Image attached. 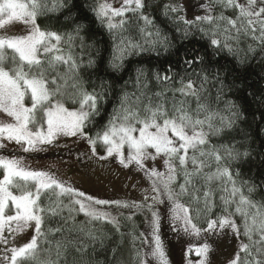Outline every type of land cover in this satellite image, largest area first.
Listing matches in <instances>:
<instances>
[{"label": "snow or ice", "instance_id": "obj_1", "mask_svg": "<svg viewBox=\"0 0 264 264\" xmlns=\"http://www.w3.org/2000/svg\"><path fill=\"white\" fill-rule=\"evenodd\" d=\"M80 7L78 0H0V150L7 151L9 144H15L21 152H38L56 144L61 137L85 139L92 155L99 160L115 156L124 167L134 164L149 180V189L145 191L152 194L145 195V202L140 204L97 199L48 171L31 169L23 156L0 153V246H3L0 264H60L61 259L67 264L64 253L69 245L82 255L88 245L77 246L83 241L68 239L65 232L81 233L93 245L99 241L101 248H105V236L97 235L92 229L85 230L75 217L83 213L87 224L106 221L119 232V217L124 216L120 209L128 210L126 220L138 212L149 214L145 233L132 236L133 264H170L161 237L160 205L166 208L172 231L204 241L195 249L188 246L186 264H194L187 259L193 250L200 257L195 264H209L213 249L207 235H220L225 229L238 240L241 236L247 239V243L239 240L238 251L229 264H264V184L238 179V170L233 173L231 164L247 159L250 155L247 150L240 151L234 144L211 142L212 137H221L233 129L241 118L237 105L224 99L226 86L219 73L213 74L219 84L213 101L205 87L211 82L207 73L200 76L199 86L192 80H180L178 88L164 87L148 95L147 76L143 69H138L139 95L123 92L119 106L93 137L88 129L101 116L107 102L106 82L102 80L99 92L95 87L89 91L81 73L82 69L95 68V75L100 78V73L105 71L104 58L99 52L95 57L89 52L87 63L84 62V49L92 46L85 43L81 33L87 29L91 38V28L73 17L74 10ZM146 7V0H122L119 8H114L108 0H100L92 10L96 22L114 38L119 36L108 61L114 71H121L124 60L134 51L146 50L144 44L152 49L157 45L167 49V36L158 28L149 30V26L155 28V25L154 18L144 14ZM163 7V15L177 25V31L184 37L195 28L209 37L210 44L218 51L226 49L231 53L242 39L256 42V47L248 45L249 52H255L257 47L264 51V0H206L199 5L204 14L192 19L187 18L180 3ZM228 10L233 12L232 16L225 15ZM60 12L65 13V20L73 21L71 32L49 31L38 23L40 18ZM127 13L143 21L144 27L139 29L142 34L155 38L141 44L120 35L131 23ZM17 23L22 25L21 33L8 35L10 26ZM77 47L80 53L75 52ZM200 60L201 57L194 56L185 58L184 62L191 67ZM155 79L160 84L172 81L170 75L159 73ZM168 92L172 93L170 97ZM221 102L223 109L218 107ZM68 104L78 107L70 108ZM98 142L105 155H98ZM12 151L15 153L16 149ZM157 159L163 160L164 171L155 167ZM148 161L153 162L151 168ZM258 190L260 200L254 199ZM217 192L221 212L213 219ZM62 197L68 200L67 204ZM182 198H187L188 203ZM111 205L116 206V215L106 210ZM65 210L67 216L63 215ZM54 217H59L62 223L56 228L48 227ZM196 221L206 223V227H199ZM29 229L34 232L31 239L15 246L16 236ZM55 233H60L61 239L53 242L49 236ZM137 239L146 250L135 248ZM53 246L55 260L51 259ZM117 247L106 250L115 257ZM41 253H47L49 259L41 260ZM73 264H111V260L77 262L74 259ZM118 264L124 262L119 260Z\"/></svg>", "mask_w": 264, "mask_h": 264}, {"label": "trees", "instance_id": "obj_2", "mask_svg": "<svg viewBox=\"0 0 264 264\" xmlns=\"http://www.w3.org/2000/svg\"><path fill=\"white\" fill-rule=\"evenodd\" d=\"M78 2L81 7L74 10L73 17L76 18L77 22L88 25L91 28V38L87 34V29L81 33L84 36L85 43L92 46L84 49V62L85 64L87 63V54L89 52L93 57L99 52L100 56L104 58L103 67L105 69L104 72L100 73V78L95 75V68L82 69L81 74L84 77L89 91L95 87L99 92L103 80L106 82L104 90L107 93V102L103 106L102 114L96 117L95 122L89 126V135L95 137L96 132L102 130V126L107 123L109 114L112 113L114 108L119 106V97L123 92L139 95L136 84L138 69H143L147 76L148 87L145 91L148 95L161 91L164 87L178 88L180 86V80H184L185 82L192 80L199 86L200 76L207 73L211 82L207 83L205 87L211 94L213 101L216 96V89L219 87L213 74L219 73L226 86L224 89V99L231 100L237 105L241 118L237 121L233 129L221 137H212L211 142L213 144H234L240 151L247 150L250 153L249 157L244 161L231 164V169L233 173L237 170L240 172L238 179L250 180L256 185L264 184V51L258 47L255 52L248 51L249 44L256 47L255 41L242 39L235 51L231 53L226 49L218 51L210 44L209 37L204 36L195 30V28L189 30L187 37H184L181 32L177 31V25L163 15V5L166 4L165 0H146L147 7L144 9V14L150 18H154L155 25V28L149 26V30L155 31L158 28L162 35L167 36L169 41L168 47L165 49L157 45L152 49L148 44H144L146 39L150 40L155 37H146L142 34L139 29L144 27L143 21L139 20L137 16L127 13L126 15L131 23L126 25L127 31L120 35L131 38L134 43L144 44L146 50L134 51L124 60V68L121 71H114L109 66L108 61L111 57L113 46L119 43V36L114 38L112 33L95 21L92 10L97 6L99 0H78ZM225 15L232 16L233 12L228 10L225 12ZM64 16V12L50 13L48 16L40 18L38 23H40L43 29L49 31L57 33L71 32L74 23L73 21L65 20ZM179 27L183 28V25ZM77 44H79V41H77ZM80 51L79 47L75 49L76 53H80ZM194 56H199L202 60L194 62L189 67L184 60L185 58L192 59ZM99 64L100 61L97 59V66ZM157 73L161 76L170 75L172 81L167 84H160L155 79ZM89 74H92L91 79H89ZM167 95L170 97L172 93L168 92ZM66 106L70 108L78 107V105L72 104ZM194 106L195 104L193 103ZM218 107L223 109V102ZM221 154L223 155V152ZM1 177L2 171H0ZM219 195L220 193L217 192L215 199L217 207L211 214L213 219L221 212ZM61 199L64 200L65 204L68 203L67 199L63 197ZM182 199L183 202L188 203L187 198ZM254 199H262L259 190L254 195ZM99 207L104 208L105 206ZM106 210L112 211L114 215L117 214L115 205L109 206ZM120 211L124 212V216L129 214L126 209H120ZM63 215H68L67 210H65ZM147 215L149 214L146 211L142 213L138 212L131 220H126L124 216H120L119 232L116 231L113 225L106 221H93L92 224H87L86 217L83 213L77 215L75 217L77 224H84L85 230L92 229L97 235L102 234L105 236V248H101L99 241L93 245V241L86 239L81 233L73 232L69 234L65 232L64 235L68 239L83 241V244L78 243L77 246L83 247V245H88L87 251L83 255L69 245L67 252L64 253L67 257V264H73L74 259L77 262L82 259L103 262L111 260V264H118V261L122 260L124 264H133L134 251L132 236L140 237L141 233H145L148 227ZM236 220L239 224V217H236ZM196 222L199 227H206V223L202 221ZM61 223L62 221H60L59 217H54L48 222V227L56 228ZM68 226L70 227L71 224ZM121 233L124 235L121 236ZM49 239L53 242L60 240L61 234L55 233L50 235ZM239 239L247 243L245 237L241 236ZM116 246H118L117 251L115 257H113L111 251L106 249H111ZM135 248L143 249L139 239L135 242ZM241 256H243V253H241ZM40 259L47 260L49 259V255L47 253H41ZM51 259H56L54 246ZM60 264H65V261L61 259Z\"/></svg>", "mask_w": 264, "mask_h": 264}, {"label": "rangeland", "instance_id": "obj_3", "mask_svg": "<svg viewBox=\"0 0 264 264\" xmlns=\"http://www.w3.org/2000/svg\"><path fill=\"white\" fill-rule=\"evenodd\" d=\"M165 1L166 4H182L186 9L188 19L194 18L195 15L204 14V10L199 7L201 3H204V0ZM108 2L114 8H119L122 0H108ZM116 19L119 20L120 18ZM21 31L22 25L17 23L10 26L7 34H19ZM13 149H16L15 153H13ZM45 149L44 151L24 153L19 151L18 146L15 144H9L8 150H0V153L9 156L13 154L23 156L25 164L30 166L31 169L48 171L67 185L97 199L144 203L145 195L152 194L150 190L145 191L149 189V180L134 164L124 167L115 156L107 160H99L98 156L92 155L91 146L85 139L61 137L56 144L45 146ZM97 153L98 155L106 154L100 143L97 144ZM125 154H127V149H125ZM147 166L151 168L153 162L148 161ZM155 167L160 171H164L163 160L157 159ZM147 203H151V201ZM159 210L163 217L161 237L165 242L170 264H186L188 246L192 245L195 249L204 241L184 237L182 234L172 231L168 223L165 206L160 205ZM33 234L32 229L18 234L14 241L15 246L28 242ZM239 240L228 229H225L220 235H207V242L213 249L209 254V264H229V261L234 258L238 251ZM2 252L3 246H0V254ZM187 259H191L195 264L200 257L193 250V252L187 254Z\"/></svg>", "mask_w": 264, "mask_h": 264}]
</instances>
